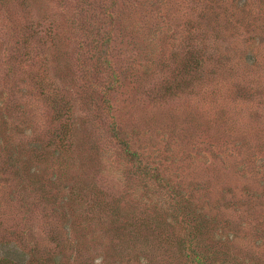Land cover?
I'll return each instance as SVG.
<instances>
[{
	"label": "rangeland",
	"instance_id": "obj_1",
	"mask_svg": "<svg viewBox=\"0 0 264 264\" xmlns=\"http://www.w3.org/2000/svg\"><path fill=\"white\" fill-rule=\"evenodd\" d=\"M200 223L195 248L264 264V0H0V246L193 264Z\"/></svg>",
	"mask_w": 264,
	"mask_h": 264
},
{
	"label": "trees",
	"instance_id": "obj_2",
	"mask_svg": "<svg viewBox=\"0 0 264 264\" xmlns=\"http://www.w3.org/2000/svg\"><path fill=\"white\" fill-rule=\"evenodd\" d=\"M109 40H110V37H107L106 42H105V46L108 45ZM105 50H107V47ZM103 62L105 63L107 69L110 70L111 69L110 63L108 61H103ZM195 65L198 66L199 61H197V63ZM113 79H115L114 80V84H115L117 79H116V77H114ZM111 85H112V83H110L108 86H106V89H104L103 91L101 90L102 94H103L102 99H103V102H104V105H105L107 111H109V109H110V102H109L110 100L106 96V93L111 88ZM51 98L54 99V97H51ZM58 110L60 112V109H58ZM62 128L64 130V126H62ZM111 132H112V136L117 139V144L121 145L123 147L124 153L131 160H133V162L136 164L135 169L137 172H139V171L143 172V174L149 175L152 179H154L156 181L161 180V178H159V176H158L157 167L156 166H149L148 164H144L142 159L139 158L138 152L132 150L129 142L120 137V130L118 129L117 124L115 122L111 123ZM189 214L192 216H195L191 211L189 212ZM202 229H203V225L200 223L199 226L195 228L193 236L190 237L189 239H188V237H186L184 239L185 245L183 246V249L185 250V255L187 256V259L189 258L191 263H193V264H242L241 261H239V260H233L231 262L228 259L222 258V256H220V255H223V254L218 252L215 248L216 240L214 241V243H212V242L206 243L207 245L203 249H199L198 245L195 248L194 244L197 243L198 236L201 235ZM190 230H191V228H190ZM14 245L15 244H13L12 246L11 245L5 246V244L4 245L1 244L0 247L3 246L2 249L4 251L7 250V252L6 253L3 252L2 254H0V264H34V263H31L29 260H27L25 253H23V252L18 253V249ZM9 252L15 253L16 258L15 259L10 258L7 255V253H9Z\"/></svg>",
	"mask_w": 264,
	"mask_h": 264
}]
</instances>
